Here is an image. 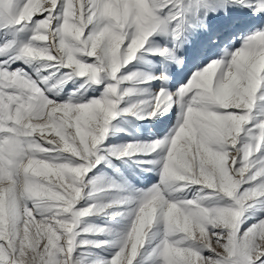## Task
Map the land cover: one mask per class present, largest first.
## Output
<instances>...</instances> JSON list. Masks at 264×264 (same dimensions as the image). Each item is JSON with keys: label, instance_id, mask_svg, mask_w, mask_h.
<instances>
[{"label": "snow or ice", "instance_id": "1", "mask_svg": "<svg viewBox=\"0 0 264 264\" xmlns=\"http://www.w3.org/2000/svg\"><path fill=\"white\" fill-rule=\"evenodd\" d=\"M0 264H264V0H0Z\"/></svg>", "mask_w": 264, "mask_h": 264}, {"label": "rangeland", "instance_id": "2", "mask_svg": "<svg viewBox=\"0 0 264 264\" xmlns=\"http://www.w3.org/2000/svg\"><path fill=\"white\" fill-rule=\"evenodd\" d=\"M153 61H158V57H151ZM132 68V65L129 66ZM180 77H177L171 87L175 90L179 86ZM71 89H66L70 91ZM90 95H92L90 93ZM98 95V93H97ZM175 122V113H169L166 116H162L157 120H138L133 116H118L113 125L116 129H122V131H115L111 134L106 141L109 145H123L130 142L137 141H151L162 138L171 126ZM117 167L120 168L122 174L130 181L131 185L136 189H149L158 182V175L154 172H141L139 169L129 167V165L120 161L114 162ZM131 163V162H129ZM106 175L110 178L120 180L119 176H115L113 171L109 168L101 165L95 173L90 175ZM96 223H102L103 221L96 220ZM126 220L123 218H117L115 221L116 229L121 230L126 225Z\"/></svg>", "mask_w": 264, "mask_h": 264}]
</instances>
